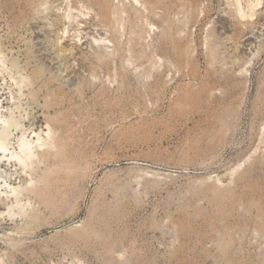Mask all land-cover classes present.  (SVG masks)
Returning <instances> with one entry per match:
<instances>
[{
  "label": "rangeland",
  "instance_id": "rangeland-1",
  "mask_svg": "<svg viewBox=\"0 0 264 264\" xmlns=\"http://www.w3.org/2000/svg\"><path fill=\"white\" fill-rule=\"evenodd\" d=\"M255 1L0 0V116L53 132L0 160V264H264Z\"/></svg>",
  "mask_w": 264,
  "mask_h": 264
},
{
  "label": "bare ground",
  "instance_id": "bare-ground-1",
  "mask_svg": "<svg viewBox=\"0 0 264 264\" xmlns=\"http://www.w3.org/2000/svg\"><path fill=\"white\" fill-rule=\"evenodd\" d=\"M139 1V0H138ZM248 2V1H247ZM239 3V2H238ZM240 3H241V5H242V2H241V0H240ZM251 3V2H250ZM250 3H247V4H250ZM261 3V0H256L255 2H253L252 3V9L253 8H256V6H258L259 7V4ZM240 5V4H239ZM264 5V4H263ZM243 7H244V5H242ZM242 6H239V8H241ZM247 7V6H246ZM261 7V6H260ZM249 8V7H248ZM250 9V8H249ZM252 9H250V11L249 12H251L250 14L249 13H246V12H248V10L246 11H244L242 8L240 9V10H238L237 8H236V10H238V12L237 13H239V11L241 12V15L243 16V18H240V17H238L239 19H245L246 20V18H244V17H248L249 15V18L250 17H252V15L254 14V13H252L253 11H251ZM258 9V8H257ZM256 9V10H257ZM263 9V10H262ZM262 11H264V6H262ZM254 10V9H253ZM260 10V9H259ZM261 11V12H262ZM232 13V12H231ZM236 13V15L238 16V14ZM256 13H258V12H256ZM240 15V14H239ZM240 15V16H241ZM248 15V16H247ZM254 15H256V14H254ZM253 15V16H254ZM232 16H233V14H232ZM70 17V16H69ZM257 17V16H256ZM259 17V16H258ZM234 18V17H233ZM260 18V17H259ZM239 19H238V21H239ZM240 20V24H241V21ZM255 20H257V19H255ZM254 20V21H255ZM263 20V19H262ZM252 21V20H251ZM259 21H260V19L259 20H257L256 21V23L258 24L259 23ZM248 22V21H247ZM250 22V21H249ZM264 23V22H263ZM263 23H262V26H263ZM243 24H245L244 22H243ZM255 24V23H254ZM242 25V24H241ZM258 27L259 26H261V25H257ZM257 26H256V28H257ZM262 29V28H261ZM257 30H259V28L257 29ZM243 32H247V31H243ZM249 32V31H248ZM248 32H247V34H245L243 37H245L244 38V41H245V45H248V46H250V44H253V40H255V39H253L252 38V36H254L253 34H251L250 35V33H249V35H248ZM258 32V31H257ZM261 32H262V30H260V34H261ZM255 34V33H254ZM242 37V38H243ZM254 38H256V37H254ZM43 39V38H42ZM243 40V39H242ZM41 41H43V40H41ZM256 41V40H255ZM222 42V41H221ZM41 44H42V42H40ZM39 43V44H40ZM232 43V42H231ZM242 43H243V41H242ZM40 44V45H41ZM239 44H241V43H239ZM244 45V43L242 44V46ZM42 46V48H45V47H43L44 45H41ZM236 46V45H235ZM253 46V45H252ZM251 46V47H252ZM234 47V46H233ZM254 47V46H253ZM41 48V47H40ZM41 48V49H42ZM232 47H230V49H231ZM239 48V47H238ZM244 48V47H243ZM242 47H241V49H243ZM248 47H246V49H247ZM71 49V48H70ZM69 48L65 51V52H58L57 53V55H54L55 53H51V54H53V56H49V57H51V61H53L55 64H58V60L62 57L63 58V56L65 55L66 57L67 56H69L70 57V55L72 56V51L74 50H70ZM237 49V48H236ZM245 49V48H244ZM40 50V49H39ZM44 50H46V48L44 49ZM48 50V49H47ZM46 50V51H47ZM51 50V49H50ZM42 51V50H41ZM231 51V50H230ZM244 51V50H243ZM227 52V51H226ZM225 52V53H226ZM42 54H44V56L45 57H47V55H50V51H49V53L48 52H42ZM42 56V55H41ZM43 56V57H44ZM64 56V57H65ZM48 57V58H49ZM48 58H46V59H48ZM218 58H220V57H218ZM222 59V58H221ZM61 60V59H60ZM49 61V60H48ZM52 66V65H51ZM59 68V67H58ZM25 77V76H24ZM27 77V76H26ZM23 80V79H22ZM5 116V115H4ZM3 116V114H2V116H0V160H2V161H7L8 163H12V162H14L15 164H19V165H21V166H23L24 168H27V167H31V165H33V163L35 162V160H37V158L40 156V148L43 146V145H45L46 143L48 144V141L52 138V133H51V129L50 128H48L49 130L48 131H46V135H47V137L48 138H46L47 140L44 142V140H45V138H43L39 133H35L34 135H33V137H37L36 138V140H34V139H30V138H27V135H24L25 134V132H24V134L22 133V135L19 137V138H17L18 139V141H17V144H18V149H14V147H13V143H12V135H13V133H12V131H11V128L12 127H18V126H20V125H18L17 124V122L14 120V119H8V118H6V117H4ZM44 139V140H43ZM43 148V147H42ZM42 152H43V150H42ZM43 156H45V155H43ZM39 160V159H38ZM0 179H5L6 181H7V175H4V173H1L0 172ZM7 186L9 187V190H7L5 193L7 194V199L8 198H10V196H13L14 197V200L11 202V204L10 205H8L9 207H8V213L11 215V216H14V215H17V214H24V213H26V211H25V209H24V207H23V202L21 201V194L22 193H24L25 191H23V189L25 190V188H23V186L21 187V186H14V185H11L10 183H8V181H7ZM26 187V186H25ZM28 187V186H27ZM30 188V187H29ZM27 190V189H26ZM0 193H3L1 190H0ZM4 194V193H3ZM18 209V211H16L15 209Z\"/></svg>",
  "mask_w": 264,
  "mask_h": 264
}]
</instances>
